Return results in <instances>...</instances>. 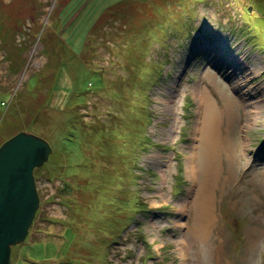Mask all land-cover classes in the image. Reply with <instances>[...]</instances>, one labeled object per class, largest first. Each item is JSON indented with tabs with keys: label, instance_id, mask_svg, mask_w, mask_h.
<instances>
[{
	"label": "rangeland",
	"instance_id": "rangeland-1",
	"mask_svg": "<svg viewBox=\"0 0 264 264\" xmlns=\"http://www.w3.org/2000/svg\"><path fill=\"white\" fill-rule=\"evenodd\" d=\"M209 78L238 117L186 255ZM21 132L52 154L12 264H264V0H0V147Z\"/></svg>",
	"mask_w": 264,
	"mask_h": 264
},
{
	"label": "water",
	"instance_id": "water-1",
	"mask_svg": "<svg viewBox=\"0 0 264 264\" xmlns=\"http://www.w3.org/2000/svg\"><path fill=\"white\" fill-rule=\"evenodd\" d=\"M51 154L47 141L28 132L0 147V264H12V249L29 235L40 208L34 171Z\"/></svg>",
	"mask_w": 264,
	"mask_h": 264
},
{
	"label": "bare ground",
	"instance_id": "bare-ground-1",
	"mask_svg": "<svg viewBox=\"0 0 264 264\" xmlns=\"http://www.w3.org/2000/svg\"><path fill=\"white\" fill-rule=\"evenodd\" d=\"M232 61H234V59ZM211 79H215V77L212 76ZM211 79L209 78L210 81H212ZM212 85L216 87L220 94L221 108L214 102L215 100L213 101L211 99L205 86L201 85L194 91L197 92L199 99V122L195 132L199 137V141L198 146H196V156H191V158L194 160L196 158L195 163H198L199 170L196 171L197 168L195 165L191 164L192 159H189L190 165L188 167V174L193 181L194 188L198 190V193L196 199L193 200V205L191 207L195 213L194 218L192 219L193 225L191 229H187V238L179 240V243L182 242L184 251L187 249V253H185L186 255H188V250L192 248V245H195L196 243L204 247L209 238L208 228L210 226V220H212L210 209L214 202L211 195V187L214 186L219 173L217 168L218 158L221 157L222 151L227 155V152L232 150L229 138L227 136H221L220 128L223 124H226V130H229V127L238 117V105L234 99L218 89L214 81H212ZM262 109V106L254 104L253 110H246L245 116L247 119L256 118L259 116ZM231 157L226 156L228 160H230ZM230 167L231 165L228 167L229 171L231 170ZM229 171L228 173H230ZM181 209L183 210V206ZM189 244L191 247H189ZM186 255L184 258L183 254L185 261H187ZM183 264L187 263L183 262Z\"/></svg>",
	"mask_w": 264,
	"mask_h": 264
}]
</instances>
